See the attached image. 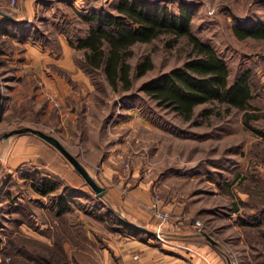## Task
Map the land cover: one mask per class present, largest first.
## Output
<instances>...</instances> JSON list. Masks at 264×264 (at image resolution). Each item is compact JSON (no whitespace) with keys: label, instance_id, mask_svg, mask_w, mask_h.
Here are the masks:
<instances>
[{"label":"rangeland","instance_id":"rangeland-1","mask_svg":"<svg viewBox=\"0 0 264 264\" xmlns=\"http://www.w3.org/2000/svg\"><path fill=\"white\" fill-rule=\"evenodd\" d=\"M137 1L166 5L176 13L180 6L185 7L192 16V32L214 46L227 62L230 83L250 71L253 90L250 114L255 118L246 124L245 111L213 101L197 105L192 118L187 119L144 93L145 83L183 66L194 53L187 38L163 35L132 47L131 90L116 91L102 74L95 75V82L87 75L88 83L84 84L89 85L85 87L91 89V93L97 90V97H92L95 110L107 111L91 117L95 123L90 124L92 132L85 130L88 141H96L91 138L93 133L104 141L106 153L120 155L121 172L129 176L130 188L140 181L149 182L152 202L158 198L163 209L164 202L171 201L172 197L182 201L186 210L191 209L196 229V221L201 222V230L197 232L212 236L222 250L230 254L234 264H264V40L240 39L234 32L235 26L264 21V0ZM26 2L30 4L32 0L14 3L8 0L9 9ZM120 2L33 0L37 8L34 23L40 25L37 34L59 53L63 50L61 41L66 40L71 46L72 65L80 67L85 50L76 49L69 40L77 42L88 34L90 23L82 15L88 12L104 16L118 14ZM9 38L4 43L0 40V48L12 50ZM148 55L153 58L154 67L139 76L136 66ZM77 84L73 86L84 87ZM27 95L22 106L9 118L5 134L22 127L49 133L79 158L97 182L104 186L110 182L119 185L116 178L107 180L97 162H89L99 156L87 155L85 144L69 138L64 130L68 124L62 123V117L57 113L48 116L44 108L38 113L33 107L32 95ZM46 97L56 108L62 106V100L53 92ZM44 99L38 103L40 106H45ZM85 124L84 127L89 128L88 122ZM4 135L0 132V143ZM28 135L34 140L38 138L32 133ZM73 169L76 170L74 166ZM16 170L18 176L28 181L10 182L14 185L10 189L13 191L10 202L14 200L12 196L19 195L25 201L20 205L0 204V264H97L89 253L94 255L97 245L110 243L117 228L133 226L130 224L133 220L125 217L123 208H113L106 197L102 203L91 185H73L76 182L73 177L65 180L44 167L42 160L39 168L34 164ZM38 172L40 179L55 182L58 188L66 184L65 189L58 190L60 193L50 195L51 206L63 196L82 195L81 198L75 199L72 207L64 208V212L58 207L40 215L33 213L35 207L29 203L33 185L29 184L36 181L37 175H32Z\"/></svg>","mask_w":264,"mask_h":264},{"label":"crops","instance_id":"crops-1","mask_svg":"<svg viewBox=\"0 0 264 264\" xmlns=\"http://www.w3.org/2000/svg\"><path fill=\"white\" fill-rule=\"evenodd\" d=\"M35 7L32 0L30 4L26 2L24 5L18 4V6L9 9L8 0H0V40L4 43L7 38L13 37L9 38L13 44L12 50L6 51L0 48V85L2 88L0 132L3 135L7 132L9 118L22 106L23 101L28 97L27 94H30L33 107L37 108L38 113L41 108H44V114L48 116L53 114L54 116L57 113L59 118L62 117V123L68 124L64 130L69 138H76L85 144L87 155L99 156L98 159L89 162H97L96 165L102 167L103 174L108 181L116 178V183L118 182L119 185L115 182H110V185H106L108 187L103 185L107 189L106 195L103 197L97 195V200L104 203V197H106L111 201L113 208H123L127 214L125 217L133 220L130 223L133 226L114 230L110 243L102 246L97 245L96 253L94 255L89 253V256L93 257L97 264H229L221 246L213 244L197 232L191 218L192 211L191 209L186 210L182 201L177 197H172L171 201H165L164 208L173 212V217L168 222H160L150 208L152 203L150 183L140 181L130 188L129 176L121 172L120 155L115 156L114 152L106 153L104 141L97 139L93 133L91 138L96 141L94 143L88 141L89 137L86 136L85 130L92 132L93 128L90 124L95 123L91 117L96 113L103 115L107 111L105 109L95 110L96 105L91 89L85 87L89 84H84V82L88 83L87 74L80 67L72 65L71 57L69 58L71 46L63 39L61 41L63 50L59 53L40 41H22L18 37L10 35L12 31L18 35L37 32L40 25L34 23L37 9ZM73 84L80 86L83 84L84 87L75 88ZM82 91L86 92L82 93ZM50 92L62 100V106L56 108L48 100L46 96ZM43 99L45 106H40L38 103ZM85 122H88L89 128L84 127ZM37 137L34 140L28 133L14 134L9 137L2 136L0 143V183L2 185L0 186V204L4 202L20 205L25 201L19 195L12 196V200H14L10 202L11 197L9 196L13 192L11 191L12 186H14L11 183L21 182L23 184L28 181L18 176L16 169L25 165L33 167L34 164L39 168L40 160L43 161L44 167L61 175L65 180L69 181L73 177V180L76 181L73 185H86L87 182H83L85 178L73 169V164L68 162L67 158L65 159L60 150L41 137ZM87 166L89 168L91 165L88 163ZM91 170L93 171V169ZM29 185L32 186L33 182ZM126 185L127 189H125ZM63 187L65 189L66 184L62 183L61 187H57L48 195H43L32 186L30 188L32 197L29 203L35 207L33 213L40 215L44 212L54 211L58 207L60 211L64 212L66 210L64 208L72 207L73 201L81 198L82 195L71 198L63 196L52 204V207L50 195H55L56 191L57 194L60 193L58 190ZM119 211L123 213L121 210ZM33 234L36 232L33 231ZM98 243L96 242V244ZM64 249L67 250L66 247Z\"/></svg>","mask_w":264,"mask_h":264},{"label":"trees","instance_id":"trees-1","mask_svg":"<svg viewBox=\"0 0 264 264\" xmlns=\"http://www.w3.org/2000/svg\"><path fill=\"white\" fill-rule=\"evenodd\" d=\"M82 17L90 23L88 34L77 42L69 41L76 49L85 50V58L79 61V65L94 82L95 75L102 74L114 90H131L133 66L130 58L135 44L150 43L163 35L173 36L174 39L185 37L192 45V57L183 66L145 83L142 91L158 101L159 105L170 107L187 119L192 118L197 105L213 101L245 111L246 124L255 118L250 114V109H253L250 103L253 98L250 71L230 83L227 62L214 46L192 32V16L185 7L180 6L176 13L166 5L121 0L118 14L104 16L88 12ZM234 32L240 39L264 40V21L250 26H235ZM11 33L22 41L50 44L46 39L42 40L37 32L24 35ZM153 67V58L148 55L137 64L136 71L143 76ZM92 97H97V90L92 92ZM32 176L36 178L34 188L43 195L58 187L55 182L40 179L39 172Z\"/></svg>","mask_w":264,"mask_h":264},{"label":"water","instance_id":"water-1","mask_svg":"<svg viewBox=\"0 0 264 264\" xmlns=\"http://www.w3.org/2000/svg\"><path fill=\"white\" fill-rule=\"evenodd\" d=\"M1 98H2V88L0 85V104H1ZM25 133L35 134L41 137L42 139H44L45 141H47L48 143L55 146L73 164V166L77 169V171L85 178V180L91 185V187L96 191V193L99 196L103 197L106 194L107 192L106 187H104L99 182H97V180L93 177V175L90 173L87 167L79 160V158H77L72 152H70L65 147V145L55 136L46 133L40 129H35L32 127H22L6 133L5 137H9L14 134H25ZM135 225L138 227H142L138 224ZM202 235L205 236L207 239H209L213 244L220 246L219 243L208 233H203ZM223 253L227 258L229 264H234L230 254L227 253L226 251H223Z\"/></svg>","mask_w":264,"mask_h":264},{"label":"built area","instance_id":"built-area-1","mask_svg":"<svg viewBox=\"0 0 264 264\" xmlns=\"http://www.w3.org/2000/svg\"><path fill=\"white\" fill-rule=\"evenodd\" d=\"M16 0H13V3L15 2ZM160 203V200L157 198L156 200H154L152 203H151V211L153 212L154 216L156 218H158L159 220H161V222H168L172 219V214L171 212L163 209L162 207H160L159 205ZM196 225H197V230H201V222L200 221H196Z\"/></svg>","mask_w":264,"mask_h":264}]
</instances>
